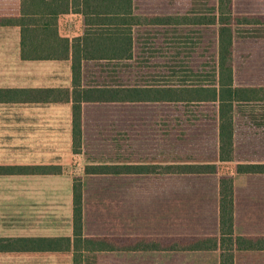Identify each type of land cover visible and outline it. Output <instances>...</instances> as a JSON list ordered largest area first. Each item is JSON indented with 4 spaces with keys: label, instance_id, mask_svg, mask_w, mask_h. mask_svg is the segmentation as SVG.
<instances>
[{
    "label": "trees",
    "instance_id": "1",
    "mask_svg": "<svg viewBox=\"0 0 264 264\" xmlns=\"http://www.w3.org/2000/svg\"><path fill=\"white\" fill-rule=\"evenodd\" d=\"M213 1L215 5L211 6ZM60 3L62 11H69L71 4L72 10L86 16V21L94 28L88 29L85 35L76 39L73 44L57 33L40 38L38 34L24 32L22 58L24 60L71 59L72 89H0V102L23 104L72 102V150L79 156H88L86 152H92L88 139L92 134L89 120L90 109L96 106L120 104L129 109L135 105L145 106L144 104L213 102L218 107V162L186 163L182 158L165 161L161 156L157 158V150L153 145L141 149L140 145L129 143V152L125 151L124 144L116 145L117 160L87 159L88 164L85 165L83 173L74 177L72 236L0 237V254H57L71 257L72 264H118L120 259L102 257L100 254L178 249L220 250L222 264H235L237 251L264 250V235L253 237L236 234L237 190L233 177L221 176L217 182V236L176 235L172 238L173 244L165 245L166 237L162 231H157L158 226L150 213L156 201L163 198L162 195L157 194V185L164 187V181L168 178L216 176L219 162L235 161L236 123L239 110L248 113L247 115L259 127L264 128V86L237 85L234 67L236 39L264 38V27L257 29L252 27L264 25V19L236 16L233 9L234 0H205L203 12L200 10L203 6L201 0H191L192 12L189 14L159 18L137 15L134 0H60ZM196 12H201L203 15L198 16ZM101 24L108 27H98ZM197 24L218 27L217 61L213 83L188 86L157 84L146 87L88 84L89 63L92 66H101L100 64L105 61L134 58V27ZM180 91L185 92L186 95L179 96ZM96 115L94 117L100 119V115ZM126 133L127 131L121 136ZM236 171L240 175H264V163H239ZM62 173L61 165L0 166V175L50 176ZM104 178L113 180L115 186H119V189L115 187L113 195L119 197L120 209L118 202H112L106 204L109 212L101 215L96 212L91 214L85 202L89 182ZM85 179H88V182H85ZM166 184L171 186L173 183ZM167 194V199H172L176 195L171 191ZM155 206L158 209L156 215L159 216L162 209H159L158 205ZM153 216L155 217V213ZM142 218L144 222H140Z\"/></svg>",
    "mask_w": 264,
    "mask_h": 264
},
{
    "label": "rangeland",
    "instance_id": "2",
    "mask_svg": "<svg viewBox=\"0 0 264 264\" xmlns=\"http://www.w3.org/2000/svg\"><path fill=\"white\" fill-rule=\"evenodd\" d=\"M203 9L205 0H201ZM215 5L213 1L211 6ZM137 15L149 18L182 16L192 12L191 0H134ZM205 9V8H204ZM203 9V10H204ZM234 14L238 17L250 16L264 19V0H234ZM202 10V12H203ZM203 15L201 12H196ZM254 29L264 27L252 26ZM218 27L197 24L188 26L139 25L133 29L134 58L123 61H109L92 66L89 63L87 82L91 85L146 87L162 84L201 85L214 81L215 63L218 44ZM234 67L236 84L239 86H264V38H237L234 46ZM16 75L31 77V84L46 85L55 83L52 77L61 73L66 76V64L58 66L51 62L31 63L28 68L14 67ZM64 76V77H65ZM161 81H163L161 83ZM167 81V82H165ZM184 96L185 92H178ZM120 104H104L90 109L89 147L91 153L73 156L64 161L43 163L28 161L35 157L22 147L17 138L6 145L10 129L6 122V113H0V165H61V175L50 176H1L0 175V224L10 225L23 222L41 221L44 224L60 222L64 229L72 225L73 219V180L82 174L88 164L87 159L114 158L117 160L116 145L138 144L141 149L153 145L157 158L163 160L182 158L186 163H217V104L213 102H179L135 105L127 109ZM96 114L100 115V119ZM248 113L239 110L236 123V158L231 163H218V174L207 176H179L164 181V187L157 185V194L163 198L157 200L152 211L157 231H165L169 215L164 216L167 193L174 192L175 203L184 202L185 213L180 219L179 231L188 235L206 233V225L214 219L217 198V182L221 176L233 177L237 190V207L243 230L256 235H264V175H240L239 163H264V128L250 118ZM24 115V114H23ZM26 117V116H25ZM10 121V119H8ZM18 124L24 133L43 135L50 130L28 123ZM106 121V122H102ZM96 126V127H94ZM96 128V129H93ZM127 133L124 136L125 132ZM38 132V133H35ZM111 133V135H108ZM50 135V134H49ZM42 139H46L45 137ZM119 140H122L119 141ZM127 145V146H126ZM20 147V148H17ZM65 153L66 148L61 149ZM87 157V158H86ZM168 159V160H166ZM88 182V179H85ZM167 182L173 183L171 186ZM113 180L107 178L91 180L86 193L87 209L91 214L109 212L106 204L117 203L119 197L113 193L116 187ZM160 188V189H158ZM163 193V194H160ZM183 197L192 198L190 200ZM189 204V206H187ZM162 209L163 216H157L156 206ZM118 208V206H117ZM155 213V217L153 214ZM168 214V212H167ZM31 219V220H30ZM118 219L116 220V222ZM140 222H144L143 218ZM261 225V227H259ZM20 229H10L18 232ZM35 256V255H34ZM202 264H213V258ZM68 256L50 257L36 255L24 258L10 255L0 258V264H69Z\"/></svg>",
    "mask_w": 264,
    "mask_h": 264
},
{
    "label": "crops",
    "instance_id": "3",
    "mask_svg": "<svg viewBox=\"0 0 264 264\" xmlns=\"http://www.w3.org/2000/svg\"><path fill=\"white\" fill-rule=\"evenodd\" d=\"M60 0H0V89H47V88H63L72 89L73 72L72 60H24L22 58V33L38 34L40 38H45L44 35L57 33L61 38L69 39L70 44L82 38L90 28L86 21V16L82 13L73 11L70 4L69 11H62L60 8ZM12 21V24H10ZM98 27L105 28L104 24ZM35 62H51L61 66L66 64L68 73L65 75L57 73L52 80L55 83L50 84H31V77L28 74L24 76L16 75L14 67L28 68L31 63ZM65 76V77H64ZM69 103H49V104H23L0 102V113H6V122L9 124L10 137H6V145L9 141L14 142L20 138L22 147H33L26 150V153H32L35 157H30L28 161L33 162H59L65 159H72L74 154L72 150V121H73V106ZM24 114V115H23ZM26 116V117H25ZM10 119V121L8 120ZM28 123L29 131L32 126H42V129L50 130V132L42 133L43 135L24 133L21 137L22 127L18 124ZM38 133V132H35ZM50 134V135H49ZM46 139H42V138ZM66 148L65 153L61 149ZM20 148V147H17ZM15 165V164H10ZM4 166V165H0ZM9 165H7L8 167ZM2 176V175H1ZM5 176V175H3ZM10 176V175H6ZM213 177V175L209 176ZM175 198V196L173 197ZM168 198L166 203L167 212L165 217L169 215L168 225L165 226V231H162L166 237L165 245L174 243L172 238L176 235L186 236H217L218 235V205L217 198L214 213V219L209 224L210 231L188 235L179 231V218L185 213L187 208L185 203H175ZM190 200L192 198L183 197ZM189 204L187 206H189ZM236 234L257 237L262 230H258L257 234L248 233L243 230L239 220V210L236 211ZM163 216V215H160ZM38 219V218H36ZM35 219V220H36ZM31 220V219H30ZM23 222L20 224L10 225L0 224V237H59L72 236L73 224L64 229L62 224L54 222L52 224H44L41 221ZM73 221V219H72ZM73 223V222H72ZM261 227V225L259 226ZM19 228L18 232L10 231V229ZM264 228V225H262ZM260 232V233H259ZM120 241L124 239H119ZM137 239L135 240L136 243ZM163 241V240H161ZM131 242V241H130ZM16 254H0V258ZM37 255V254H36ZM35 255V256H36ZM50 257H57V254H46ZM24 258H32L34 255H21ZM72 256V255H71ZM102 257L118 258V264H202L209 262L213 258V264H222V253L220 250H153V251H129L117 253H102ZM69 257V256H68ZM69 264H72L71 257ZM235 264H264V250L261 251H237L235 254Z\"/></svg>",
    "mask_w": 264,
    "mask_h": 264
}]
</instances>
